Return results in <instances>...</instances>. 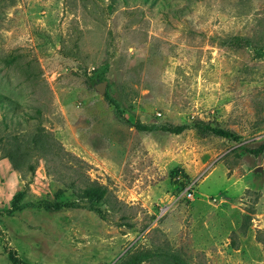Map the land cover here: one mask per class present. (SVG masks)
<instances>
[{"label": "rangeland", "instance_id": "374dc122", "mask_svg": "<svg viewBox=\"0 0 264 264\" xmlns=\"http://www.w3.org/2000/svg\"><path fill=\"white\" fill-rule=\"evenodd\" d=\"M36 128L106 186L102 216L45 209L74 199L65 155L11 167ZM263 142L264 0H0V264H264Z\"/></svg>", "mask_w": 264, "mask_h": 264}, {"label": "trees", "instance_id": "16d2710c", "mask_svg": "<svg viewBox=\"0 0 264 264\" xmlns=\"http://www.w3.org/2000/svg\"><path fill=\"white\" fill-rule=\"evenodd\" d=\"M193 127L197 129L200 133H210L212 135L224 138V139H234L235 135H233L230 131L225 130L223 128L217 127V126H211L208 123H204L202 121H195L193 122ZM185 125H173V126H163L161 129L171 132V133H179L183 129H185ZM143 129H146V127L143 126ZM26 144V148L23 149L22 145L17 143H12L9 146L4 147L3 149V155L6 157L11 165V167L15 170L20 171V167L22 166V160H19V157H22L24 155L23 160L25 159V156L28 152H31V150L35 151L34 153L36 155H39L40 158L43 159L44 163H48L49 160H55L56 156L65 155L64 162H60L61 165H63L69 172L75 173V177L70 179L68 182V186L71 188L74 199L68 200V199H62V196L64 194V189L57 188L54 192L53 196L55 198L53 203H47L45 205V209L47 210H59L61 208H77L79 207V204L77 203L78 200H85L87 203H89L93 209L99 214L103 215V212L100 208H98L99 204L109 203L108 199L111 196L106 186L99 184L98 182L94 180H89L85 176V174H80L81 172H78L79 170L76 169V162L81 164V161L78 158H75V156L69 154L68 152L64 151L60 144L51 136L50 133L44 131L42 128H36L35 131L30 134L28 139L24 141ZM264 147V142L261 143L256 150L253 152L257 153L262 150ZM61 157V156H60ZM63 159V157H62ZM27 169L29 171H32L34 168L33 164H27ZM170 174L173 177H178L180 174V177L182 180L186 179V175L181 172V170L178 167H174L170 170ZM84 176V177H83ZM82 180L80 184H77L75 182V179ZM181 180V181H182ZM21 196V193L18 192L14 195L13 200L11 204L14 208L18 207L16 205L18 198ZM109 209L112 210V206H109ZM257 240L261 243L263 250H264V237H259ZM127 259L123 261H119L117 264H139L140 262L147 260L151 253L148 251L143 250H131L130 248L127 250Z\"/></svg>", "mask_w": 264, "mask_h": 264}, {"label": "water", "instance_id": "95a60500", "mask_svg": "<svg viewBox=\"0 0 264 264\" xmlns=\"http://www.w3.org/2000/svg\"><path fill=\"white\" fill-rule=\"evenodd\" d=\"M96 90H97L98 92L102 93L103 90H104V85H103V83L98 84V85L96 86ZM254 171H258V168L254 169Z\"/></svg>", "mask_w": 264, "mask_h": 264}, {"label": "built area", "instance_id": "2783aa9c", "mask_svg": "<svg viewBox=\"0 0 264 264\" xmlns=\"http://www.w3.org/2000/svg\"><path fill=\"white\" fill-rule=\"evenodd\" d=\"M189 195V194H188Z\"/></svg>", "mask_w": 264, "mask_h": 264}]
</instances>
